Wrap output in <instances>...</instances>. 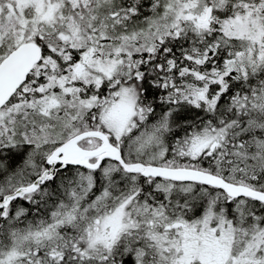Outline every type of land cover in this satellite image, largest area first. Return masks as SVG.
Masks as SVG:
<instances>
[{"label": "snow or ice", "instance_id": "1", "mask_svg": "<svg viewBox=\"0 0 264 264\" xmlns=\"http://www.w3.org/2000/svg\"><path fill=\"white\" fill-rule=\"evenodd\" d=\"M0 264H264V0H0Z\"/></svg>", "mask_w": 264, "mask_h": 264}]
</instances>
